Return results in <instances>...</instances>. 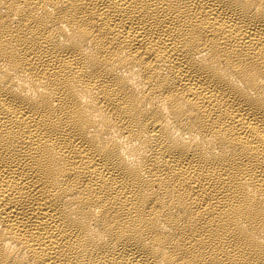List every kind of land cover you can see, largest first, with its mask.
Listing matches in <instances>:
<instances>
[{
	"label": "bare ground",
	"instance_id": "obj_1",
	"mask_svg": "<svg viewBox=\"0 0 264 264\" xmlns=\"http://www.w3.org/2000/svg\"><path fill=\"white\" fill-rule=\"evenodd\" d=\"M0 264H264V0H0Z\"/></svg>",
	"mask_w": 264,
	"mask_h": 264
}]
</instances>
